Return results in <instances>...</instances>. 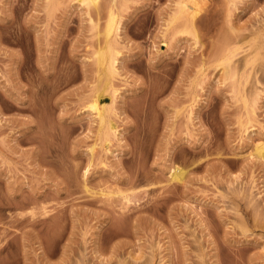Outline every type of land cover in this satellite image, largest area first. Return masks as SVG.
<instances>
[{"label":"rangeland","instance_id":"obj_1","mask_svg":"<svg viewBox=\"0 0 264 264\" xmlns=\"http://www.w3.org/2000/svg\"><path fill=\"white\" fill-rule=\"evenodd\" d=\"M90 1L0 0V264H264V0Z\"/></svg>","mask_w":264,"mask_h":264},{"label":"bare ground","instance_id":"obj_2","mask_svg":"<svg viewBox=\"0 0 264 264\" xmlns=\"http://www.w3.org/2000/svg\"><path fill=\"white\" fill-rule=\"evenodd\" d=\"M88 2H89V0H87ZM90 2H94L93 0H91ZM90 4V3H89ZM181 4V3H180ZM180 4H178V5H180ZM186 7H187V5L185 4V3H183L182 5H180V11H179V9H178V11L179 12H183V13H185L184 11H188L187 9H189L188 7H187V9H186ZM178 11H176V12H178ZM190 11V10H189ZM178 12V13H179ZM191 12V11H190ZM183 13H181V14H183ZM186 14V13H185ZM174 16L173 17H171L172 19H171V21H170V24L169 25H171V23L173 24V22H175V21H177V19L178 18H180V16L178 15V14H176L175 15V13L173 14ZM112 16V15H111ZM193 19H194V14L191 12V18H190V20H192L193 21ZM110 23H109V27H107V33H108V35L109 34H111L112 33V30L114 31V28H116V18H115V16L113 15V17L112 18H110ZM191 22V21H190ZM193 22H191V25H193L192 24ZM118 25V24H117ZM118 27V26H117ZM117 29V28H116ZM111 32V33H110ZM107 53H108V55H107V53L105 54L104 52H99L100 54H98V57H97V59L99 60L98 62L99 63H101V64H104V63H106V61L108 62H110V63H112L111 61L113 60L114 61V59H112V57H114L113 55L111 56V52H109V51H106ZM107 64V63H106ZM109 64V63H108ZM113 64H115V63H113ZM229 65V64H228ZM105 67H106V69L108 68V65L106 66V65H104ZM111 66V64L109 65V67ZM113 66L114 65H112V67H111V69L113 68ZM105 69V72H112L113 71V69H115V68H113L112 70H110V68L109 69H107L106 70ZM109 70V71H108ZM114 72V71H113ZM112 72V73H113ZM111 75V73H108L107 75ZM101 96H103V94L101 93H99L94 99H93V101H92V103L90 104V107L92 108V110H95L96 112H97V114H98V116H99V118H100V121H101V126L103 127L104 125V123H105V107H104V105L102 106L101 105V102L99 101L100 100V97ZM101 127V128H102ZM263 151H264V147H259L258 148V154H259V156H262L263 155ZM173 176H172V179H174V180H176V179H178L179 181H180V179L181 180H183V178H184V175H185V170H182V169H176L175 170V172L172 174Z\"/></svg>","mask_w":264,"mask_h":264}]
</instances>
